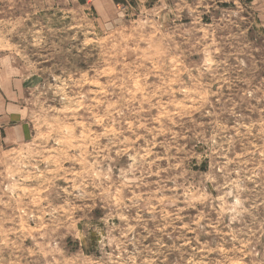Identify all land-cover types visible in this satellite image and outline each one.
<instances>
[{
  "label": "rangeland",
  "instance_id": "obj_1",
  "mask_svg": "<svg viewBox=\"0 0 264 264\" xmlns=\"http://www.w3.org/2000/svg\"><path fill=\"white\" fill-rule=\"evenodd\" d=\"M0 264H264V0H0Z\"/></svg>",
  "mask_w": 264,
  "mask_h": 264
}]
</instances>
